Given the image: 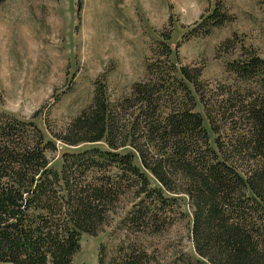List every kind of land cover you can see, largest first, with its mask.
Segmentation results:
<instances>
[{
    "label": "trees",
    "instance_id": "1",
    "mask_svg": "<svg viewBox=\"0 0 264 264\" xmlns=\"http://www.w3.org/2000/svg\"><path fill=\"white\" fill-rule=\"evenodd\" d=\"M227 20L217 3L194 26L216 27ZM161 50L167 59L169 47ZM170 64H147L146 77L112 104L103 77L96 80L90 103L55 138L68 146L103 142L107 150L65 154L59 173L48 168L44 155L53 145L31 122L0 115V264H71L80 234L94 236L123 193L109 177L87 179V172L101 173L104 167L130 176L137 194H147V172L165 191L186 195L195 259L181 254L169 264H264V62L244 51L226 65L239 80L255 79L262 88L236 103L234 116L244 129L228 142L234 156L217 139L208 145L203 119L193 112L185 83L198 95L211 131L198 67L173 68L183 95L165 110ZM124 148L134 152L138 166L134 155L118 153ZM144 217L135 206L122 222L156 233L160 227ZM96 264L161 263L140 248L120 245L109 257L99 253Z\"/></svg>",
    "mask_w": 264,
    "mask_h": 264
},
{
    "label": "rangeland",
    "instance_id": "2",
    "mask_svg": "<svg viewBox=\"0 0 264 264\" xmlns=\"http://www.w3.org/2000/svg\"><path fill=\"white\" fill-rule=\"evenodd\" d=\"M217 3L228 20L195 28ZM163 45L171 51L167 59L161 56ZM244 51L264 62V0H2L0 115L31 122L53 145L44 155L48 168L59 173L65 154L107 150L103 142L68 146L55 138L90 103L94 82L103 77L112 104L146 77L147 64L168 60L165 110L183 95L173 68L198 67L212 132L198 95L185 83L195 102L193 112L203 119L208 145L217 139L223 151L234 156L228 142L244 129L234 116L236 103L262 91L255 79L239 80L227 71L226 65ZM118 153L134 155L133 164L139 165L130 148ZM104 169L87 172V179L109 177L123 193L94 236L80 234L71 264H96L99 253L109 257L120 245L153 254L161 264L172 263L181 254L195 259L186 195L165 191L147 172V194H137L130 176L112 167ZM135 206L143 209L145 220L160 227L156 233L145 225L138 230L123 224Z\"/></svg>",
    "mask_w": 264,
    "mask_h": 264
}]
</instances>
